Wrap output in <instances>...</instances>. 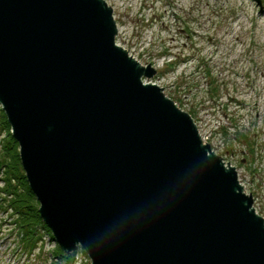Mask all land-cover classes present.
<instances>
[{"label":"water","instance_id":"1","mask_svg":"<svg viewBox=\"0 0 264 264\" xmlns=\"http://www.w3.org/2000/svg\"><path fill=\"white\" fill-rule=\"evenodd\" d=\"M261 5V1L258 0ZM105 0H0V105L42 221L91 264H264V217Z\"/></svg>","mask_w":264,"mask_h":264},{"label":"rangeland","instance_id":"2","mask_svg":"<svg viewBox=\"0 0 264 264\" xmlns=\"http://www.w3.org/2000/svg\"><path fill=\"white\" fill-rule=\"evenodd\" d=\"M107 1L114 6L112 9L117 29L127 32L126 36L122 37V40L120 38L118 40L123 42L125 46L131 47L132 52L134 54L136 52V58L141 60V63L145 67L151 66L159 74L157 78L153 79L154 83L159 81L160 88H164L166 93L177 102L180 108L190 114L195 122L198 123V129L205 139L208 140V137L213 135L212 129L216 128L217 125H213L215 121L219 120L220 123H227L228 118L231 119L228 115H224V106L229 104V111H235L236 108L226 98H222V106L218 107L219 109L214 106L213 102H209L210 99L204 94L205 86L201 79H199V82H202L201 84L193 82V85L191 80H186V77H191L190 74L198 69V64L193 65L190 61L189 63L186 62L179 65L182 57L195 55L199 48L212 52V45H215L214 43L218 41L221 43L222 48L221 53H219L221 58L217 57L216 65H221L223 69L226 68V73L242 69L241 63H245L247 59L245 67H249L248 75L251 77L250 87L247 88L242 79L236 78L229 81V83L233 84V87L238 86L236 82L240 83L238 96L248 100L250 98L248 94L250 93L251 86L256 85L257 81H259L257 82V86L264 88V75L260 76L258 73L259 71L264 72V13H261L263 16L258 14L259 10L255 1L172 0L171 9L165 6L168 2L167 0H148L150 4L142 14L144 17L141 20L138 17L139 10L141 9L140 0H125V2L124 0ZM152 2H155V5L152 4L151 6ZM151 7L153 8L151 9ZM193 18L198 23L191 21V25L194 26L193 30L186 28L187 21L189 22ZM134 27L135 36L141 37L138 42L134 36L130 37ZM182 27L184 31L180 29ZM143 29L147 30V33L142 34ZM208 38H211V40L209 41ZM236 38L245 43L255 40L256 46L252 47L248 45V49H246L244 45L235 44ZM232 46H235L236 49L235 47L232 48ZM245 53H248L249 58L245 56ZM203 54L205 58L208 52ZM226 57L229 59H226ZM250 58H252V62H250ZM234 60L237 62L235 67L233 66ZM228 63L230 64L229 66H227ZM192 66L193 68H190ZM167 68L174 69V72H164L168 70ZM182 70H187L186 73H183L184 75L182 74ZM254 70L255 72L257 71V75ZM200 73H204V70L200 69ZM173 83L176 85L181 84L182 87L176 88V85ZM194 84L198 85L197 88H195ZM191 87L194 88L192 89ZM229 88H226V90ZM258 91L262 90L258 89ZM261 104L262 107H260L259 111L264 114V97ZM240 116L241 118H246L248 116L247 111H241ZM211 117H214V119ZM261 119H263V122H260V126L264 129V116ZM230 134L229 138L233 136L243 138L236 131H230ZM6 137L7 133L0 134V150ZM209 143L213 147L220 145V142L216 143L214 139L213 142L209 141ZM222 143L225 142L223 141ZM262 144L264 146L263 138ZM236 151L240 153V156H246L247 160H243L240 156L235 158L227 157L225 155L229 153L224 152V150L217 152L238 168L241 182L249 192H253L255 207L264 216V153L255 158L251 156L250 152L248 154L245 152L241 154L240 150L236 149ZM254 167H256L255 176H253L252 171ZM4 178L5 175L3 174L2 176L0 174V189L6 185ZM2 198H4V195L0 192V203ZM1 205L0 264H58L57 260L52 261L54 258L51 255V252L57 249L56 243L50 242L48 237L44 238L42 235V238L40 237L42 239L40 243L42 253L40 254V249H37L35 253L29 251L28 254H25V249L21 247L22 234L17 228L12 226L13 219L11 215L14 214V220L18 219V217L15 216L13 210H5L9 208L7 207V203ZM24 236L23 238H25ZM77 259L78 264H86L87 260H89L87 255L81 250L77 254Z\"/></svg>","mask_w":264,"mask_h":264},{"label":"built area","instance_id":"3","mask_svg":"<svg viewBox=\"0 0 264 264\" xmlns=\"http://www.w3.org/2000/svg\"><path fill=\"white\" fill-rule=\"evenodd\" d=\"M107 2L108 5L114 7L112 4H110L107 0H105ZM139 1V0H138ZM161 1V0H159ZM168 2L165 4V6L169 7L172 9V0H167ZM125 2V0H124ZM141 3L140 5V10H139V19L141 20L144 16L142 15L145 12L146 7L150 4L148 3V0H140L139 1ZM155 5V2L151 3ZM153 7H151L152 9ZM194 26L193 25H188V28H190L191 30H193ZM180 29H184L183 27ZM135 27L133 28V30L131 31V36H134V38L138 41H140L141 37H136L135 36ZM118 38H117V43L118 45L124 47L125 49H127L130 53L131 56H133L135 59L136 58V52L134 54V52H132V48L129 46H125L123 42H120V40H118L119 38L122 40V37L126 36L127 32L126 31H122L121 29H118ZM186 31V30H185ZM147 33V30L145 31L144 29L142 30V34ZM229 33V31H228ZM236 42L235 44H240V45H244L246 49L248 45L255 47L256 43L255 40L251 41V42H243L238 40L237 38L235 39ZM251 40V39H250ZM215 45L213 46V51L209 52L206 51L204 49H197V53L195 55H191V56H185L182 57V60L179 62V65H182L184 63H190L193 65L198 64V69L194 72L191 73V77L188 76L186 77L187 81H192V85L193 82L199 83L201 84L202 82H199V79H201L203 81V84L205 86V91L204 94L205 96L210 99L209 102H213L215 107H220L222 106V98H226V100H232V104L233 106H235V111H229L230 110V105L227 104L224 106V115L228 117V122L227 123H223L218 120L215 121L216 128L212 129L213 131V135H211L210 137H208V140L205 139V137L203 136V134H201L204 142L209 143V141L213 142L214 141L220 142V145L214 146L215 150L222 152L224 150V152H228L229 154L225 156L227 157H231V158H235L237 156H240V153H237V150H240L241 154L243 152L247 153L248 148L247 146L241 144L239 141H237L236 137L237 136H233L231 138H229L230 131H236L237 134L239 135L241 132L243 134H246L250 139H252L251 142H253V150L251 153V156H254L255 158H257L258 156H260L262 153H264V146L262 144V138H263V142H264V129L260 126V122H263L262 116H264V114L261 113L260 107H262V99L264 97V88L263 87H258L257 86V81L256 85L251 86V90L250 93L248 94L250 96V98L248 100L246 99H242L238 96V91L240 89V83L236 82V87H233V84H231V82L229 83V81H231V79H242L243 82L246 84V87H250L251 84V77L248 75L249 72V67H245V63L247 61H245V63H241L242 65V69H236L235 72H230V73H226L227 69H223V67L221 65H216V59L217 57L220 59L221 55L219 53H221V48L222 45L221 43H219L218 41H216V43H214ZM204 48V46H202ZM235 46H232V48H234ZM236 49V47H235ZM208 55L204 58V54L203 53H207ZM219 54V55H218ZM169 55V54H167ZM245 56H247L249 58L248 53H245ZM253 58V57H252ZM252 58H250V62H252ZM226 59H229L226 57ZM139 62H141V60L137 59ZM201 60V62H199ZM243 62V61H242ZM236 60L233 61V66L235 67L236 65ZM222 64V63H221ZM230 64L228 63L227 66H229ZM190 68H193L190 67ZM168 70H170V68H167ZM200 69L204 70V73H200ZM174 69H172L170 72H172ZM187 70H182V74L186 73ZM174 72V71H173ZM255 72V70H254ZM257 75V71L255 72ZM260 76L264 75V72L259 71L258 72ZM181 74V76H182ZM184 75V74H183ZM164 76V75H162ZM250 81V82H249ZM156 85L159 86V81H157V83H154ZM174 85H176L175 83H173ZM194 86H196L195 88H197V84H194ZM182 85L181 84H177L176 88H181ZM230 87L229 89L226 90V88ZM192 89L194 87H191ZM262 90V91H258ZM215 91H217V93H215ZM216 104V105H215ZM219 109V108H218ZM241 111H247L248 116L246 118H241L240 113ZM212 116V115H211ZM216 116V115H214ZM212 119H214V117H211ZM216 118V117H215ZM198 125V123H197ZM247 125V126H246ZM243 130V131H242ZM241 136V135H240ZM233 138V139H232ZM225 143H222V142ZM210 144V143H209ZM221 144H223L221 146ZM242 156V157H241ZM240 158H243L244 155H241ZM254 171H256V167L253 168Z\"/></svg>","mask_w":264,"mask_h":264},{"label":"trees","instance_id":"4","mask_svg":"<svg viewBox=\"0 0 264 264\" xmlns=\"http://www.w3.org/2000/svg\"><path fill=\"white\" fill-rule=\"evenodd\" d=\"M4 132L7 133V137L5 141H3L4 144L2 145V151L0 153V172L5 175L6 187L2 190V193L5 195L11 194L13 196L12 201H8L5 197L8 203L7 207H12L15 216L18 217L13 223H15L16 226H20L25 232L26 236L21 241L23 248L33 253L39 248V237L33 236L36 235L37 229L41 227L48 230L49 233L50 230L42 221L38 212L39 203L29 187L21 165L19 145L11 135L10 125L5 114L1 111L0 134ZM238 133L241 135L243 134L241 132ZM244 138L245 140L247 139V142L244 139L242 141L247 143L244 142L248 146L250 153H252L253 142L248 139L247 135ZM243 160H247V157L244 156ZM5 210L8 211L9 208ZM13 215L14 214H12L11 217H13ZM54 255L59 260L60 264H74L75 255H65L59 247L54 251ZM86 264H88V262Z\"/></svg>","mask_w":264,"mask_h":264},{"label":"bare ground","instance_id":"5","mask_svg":"<svg viewBox=\"0 0 264 264\" xmlns=\"http://www.w3.org/2000/svg\"><path fill=\"white\" fill-rule=\"evenodd\" d=\"M117 44V43H116ZM118 45V44H117ZM119 46V45H118ZM119 47H121V46H119ZM121 48H123L124 50H125V48L124 47H121ZM142 65V64H141ZM143 66V65H142Z\"/></svg>","mask_w":264,"mask_h":264}]
</instances>
